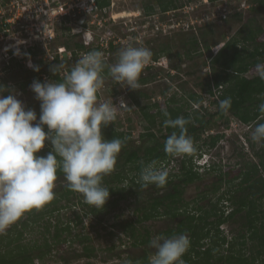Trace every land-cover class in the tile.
Instances as JSON below:
<instances>
[{"label":"rangeland","instance_id":"374dc122","mask_svg":"<svg viewBox=\"0 0 264 264\" xmlns=\"http://www.w3.org/2000/svg\"><path fill=\"white\" fill-rule=\"evenodd\" d=\"M16 1L21 3L19 10H17ZM152 1L154 2V0H110V4L105 6L106 10L97 7L91 12L88 10L78 12L76 9L78 0H0V82L6 81L7 86H10L6 88L18 94L17 98L23 102L25 108L33 109L38 113L40 111V101L35 98V93L31 90L30 85L34 80H38L40 75L35 74V70L29 65L38 66L35 64V60L39 59L48 62L53 59L52 56L55 52L60 56L63 53L60 58H67V55L72 54L73 50H67V53L63 49L60 51L59 48L64 46L63 43L68 42L72 48L74 47L73 42H83L86 47L91 46L92 48L98 45L101 48L100 52L106 58L112 55V57H115V54L118 55L119 51L127 45L145 47L154 53L158 50L159 43L167 41L166 43L171 48L170 55L159 54L157 61L151 59L149 62V64L159 67V71L152 72L144 69L140 75H149L150 72L156 74L155 78L145 85L139 84V88L146 90L149 94L146 98L139 97L140 105L166 100L173 96L176 99H181L180 102L185 103V109L190 111L192 103L189 104L186 101V95L191 90H197L198 93L205 96L202 101L203 111L206 114L213 112L216 104H213L212 101L216 100V95L200 92L195 83L201 80L206 72L210 70L209 50L203 48L201 55L194 52L192 53L194 57L188 58L183 54V48L181 47V43L184 41L183 37L187 32L188 35H190L189 33L199 35V26L210 22L209 25L213 28V34L206 36V38H210L211 41L217 40L212 46V50H216L222 45L223 39L227 40L229 38L230 35H226V31L227 33L229 29L232 32L235 31L238 24L247 21L251 16L255 17L264 27V6L252 10L253 0H176L177 7L174 9L162 12L160 7L155 4L154 10L148 12L146 6ZM27 3L28 6L22 8ZM255 5L257 4L254 3ZM64 9L69 10L70 13L61 15L58 10ZM235 12L241 13V22H238V19L233 16ZM6 18L10 20L5 21ZM52 32L53 36L50 38ZM31 33H38V38L32 39V41L28 40V36L32 37L30 36ZM75 34L77 35L73 37ZM102 41L104 42L103 46L100 44ZM110 41L116 45L115 50L109 51L107 47L109 43L107 45V42ZM29 46L32 49H29ZM41 48L44 49L41 50ZM17 49L19 55L14 54ZM85 52H87L85 48H75L73 54L76 55H71V60L67 61V65L60 60V65H62L60 74L64 76V73L67 72L66 66L76 64L81 58L80 55L83 56ZM112 52L114 53L112 54ZM178 53L181 54V57L177 55ZM10 56L15 58L14 63L17 61L23 67L20 68L13 64ZM173 67L175 69H172ZM168 71L170 72L168 73ZM188 72L194 73L187 74ZM172 74L177 75L173 77ZM103 76L105 77V84L98 92L99 100L101 102L113 101L116 104L123 100L126 103L124 108L118 109L117 119L111 124L125 134H130L131 139H140V133L146 131L147 121L141 117L137 110L131 109L133 102L130 94L135 93L136 90L117 84L108 74H103ZM41 77L42 83L54 82L46 74ZM28 78L30 82L27 84L25 91H22L19 88V82H25ZM162 90H166V92L163 93ZM196 105H199V103H196ZM37 117L39 118V115ZM253 130V126L250 127L248 124L239 122L230 114L215 116L212 129L202 133L199 140L193 141L194 154L172 157L169 161H165V165L157 163L155 166L168 170L169 176L176 179V175L179 174L180 170L177 159L181 156L187 160L189 157H195V154L200 152L201 155L207 153L211 164L215 163L217 165L235 164L237 162H241L240 164L243 165L245 160L256 161L257 157L252 154V148L250 147V143L253 141L251 139ZM152 131L157 135L160 134L156 126L152 127ZM216 133H223L224 137L212 148H208L207 143L203 141L209 138V134ZM171 159H173V162H171ZM193 169L201 177L191 182L189 187H184L182 198L184 202L189 203L185 205L186 208L192 207L197 199L200 200L198 192H202V187L209 184L210 178L213 177L216 180L219 173L217 170H204L195 166ZM205 180H208L207 183L202 185ZM60 182L64 184L66 181L61 179ZM218 184L221 185L219 193H223V190L228 188V184L224 181L218 182ZM57 187H59L58 180L55 182V189ZM77 200L75 198L74 201L76 202L71 201L68 204H65L64 200L60 201L59 204H64L65 207L54 211L49 218L45 216L43 220L34 225L32 230L26 229L23 242L30 244L32 241L42 243L44 237L52 242L50 234L54 230L53 224L57 221L61 222L59 226L70 222L72 227L69 233L67 231L61 233L60 239L65 238L64 247H53L49 253L34 261L33 264H124L128 262L129 249L135 248V250L132 249L134 250L132 253L135 256L137 255L139 250L132 246V239L128 238L121 227L114 225L135 218L134 210L127 206L126 202L121 201L114 208L102 209L98 218L94 213L85 214L88 208ZM218 204L217 206L221 208L225 206L222 201ZM202 207L204 216V210L208 209L209 206L203 204ZM26 214L20 219H24ZM224 214L227 213L224 212ZM76 215L81 217V221L76 222ZM210 219H213V217ZM235 219V221L227 220L219 226L221 236H225L227 242L220 246L223 253L228 249L227 244L232 241L235 243V249L239 247L237 231L241 219L238 216ZM46 220H49L51 224L50 233L45 232L43 222ZM152 220L154 223L145 221L144 224L149 228L151 234H155L154 230H160L161 226L157 228L155 226V224L158 225L159 219L152 218ZM207 227H212V225L209 224ZM214 231V228H212L211 236H215ZM140 232H144L141 226ZM82 236H88L89 240L83 242V240H80ZM215 237L219 238L217 235ZM209 238L211 237L203 240L205 242L204 246L209 244ZM85 243L94 248L92 257H73L75 253L83 250V244ZM111 245L115 246L112 250L108 249ZM59 256H64L68 262L60 259Z\"/></svg>","mask_w":264,"mask_h":264},{"label":"trees","instance_id":"16d2710c","mask_svg":"<svg viewBox=\"0 0 264 264\" xmlns=\"http://www.w3.org/2000/svg\"><path fill=\"white\" fill-rule=\"evenodd\" d=\"M95 1L99 8L110 4V0ZM254 3L257 5L254 6ZM155 4L160 7V11L162 12H167L177 7L176 0H154V2L152 1L146 6L147 11L154 10ZM252 5V10H256L258 9L257 7L264 6V0H253ZM233 16L238 19V22L242 21L241 13L235 12ZM209 24L211 23L199 26V35L193 33H189L190 35H188V32H185L181 47L183 48V54L188 58L194 57L192 54L194 52L201 55L203 48L209 50L210 58L208 62L210 70L206 72L201 80L195 83L200 92L216 95V100L212 101L213 104H216L213 112L206 114L203 111L202 101L205 96L198 93L197 90H191L186 95V101L189 104L192 103L191 110L187 111L185 103L182 104L180 102L181 99H176L173 96L166 100L140 105L139 97L146 98L149 94L146 90L139 88L135 93H131L130 97L133 102L131 109L137 110L141 117L147 121L146 131L140 133L141 138L133 140L130 134H125L112 124L101 129L106 139L119 138L124 142V146L117 158L115 170L103 179L104 186L110 188V197L103 209L105 210L108 207L114 208L122 201L126 202V205L134 210L135 218L114 224L121 227L128 238L132 239L131 244L133 247L150 241V231L144 224L145 221L156 216H166L174 219L177 215L176 206H173L170 202L164 203L163 200L165 198L174 199L173 201H176V198L182 199L180 195L178 196L181 190L179 191L176 185L173 186L175 189L173 193L168 191L164 195L152 196L149 195L150 189L142 187L140 181V174L144 166L153 162L154 164L165 163V161H169L173 157V155L164 151L165 141L173 132L179 134L180 130L166 126L165 120L176 119L178 117L185 118L188 121L186 124V134L193 141L199 140L202 133L212 129L214 118L218 115L225 116L230 114L239 122L248 124L254 128L258 123H264V113L259 111V105L264 103V79H261L257 74V66H264V27L255 17L251 16L247 21L245 20L243 23L238 24L235 31L232 32L228 28L229 32L227 33L226 31V35H230L229 38L227 40L223 39V44L216 49L219 51H216L212 50V46L217 40L211 41L210 38H206V36L213 34V28ZM76 35H73V37ZM166 42L159 43L158 50L152 53L151 59L153 61L158 60L159 54L170 55L171 48ZM63 44L65 50L72 49L73 53H75V48H85L87 52L93 50L100 51L101 49L98 45L93 48L91 46L86 47L83 42H73V48L68 42ZM115 46L110 41L108 45L109 51L113 50ZM29 49H32L31 46H29ZM43 49L41 48V50ZM177 55L181 57L180 53ZM112 56L104 58L106 65L110 66L117 61L118 55ZM71 57L60 58L59 54L55 53L53 59L48 62L42 59L35 60V64L39 66V71H35V74L40 75L38 81L42 82L41 76L46 74L54 82H62L64 76L60 74L61 69L54 72L53 68L60 64V60L64 61L67 65V61ZM10 59L17 67H23L17 61L13 62L15 59L13 56H10ZM75 65L66 66L67 72H70ZM144 69L158 72L160 68L149 64ZM172 69L175 68L173 67ZM152 72L149 75L140 76L139 84L145 85L147 82L153 80L156 74ZM193 73L188 72L187 74ZM103 74H108V67H105ZM176 75L172 74L171 76L174 77ZM29 82V78L25 82L20 81L19 88L25 91ZM0 85L10 87L7 86L6 81L0 82ZM162 92L165 93L166 90H162ZM7 95L8 91H5L4 96ZM227 98H231V106L226 110L221 109L219 102ZM196 103H199V106L193 108ZM165 110L168 113L167 116L165 115ZM39 114L40 111L37 115ZM154 126L158 127L160 131L159 135L152 131V127ZM44 128L47 131V126H44ZM222 137H224L223 133L209 134V138L203 142L207 143L208 148H212ZM256 143L254 141L250 143L252 154L257 157L256 161L250 162L245 160L243 165L240 164L241 162L224 165L212 163L210 164V168L207 169H211L212 171L217 170L219 172L218 182L224 181V183L228 184V188L223 190L219 200L226 199L229 201L232 210L228 216H223V212L219 214L218 209H216L218 208V203L216 202L212 207L204 210V216L198 219H195L192 215H188L187 219L181 218L177 225V231L188 232L190 238V246L182 257L184 264H264V146H261V144L257 145ZM49 151H51V145L46 141L45 147L37 155L46 156ZM179 159L181 161L179 174L176 175L178 178L177 182L186 185L196 179H200V174L193 169L192 157H189L187 160L185 158ZM57 176L59 187L54 188L55 198L39 210L33 209L26 212L27 214L24 219H19L0 236V264H33L34 261L43 258L46 253H49L53 247L59 248L65 246V238L60 239V236L64 231L68 233L71 231L70 222H66L60 226L59 223L61 222L58 221L53 224L54 230L50 234L52 242L46 237L43 238L42 243H36V241H32L30 244L23 242V236L27 228L32 230L34 225L43 220L45 216L49 218L54 211L65 207L64 204H59L62 200L66 202L65 204H68L77 198V201H81L88 208L85 214L94 213L99 218V213L102 209L84 202L83 195L70 190L67 187V182L61 184L60 180H64L61 171L58 170ZM174 182L177 183L173 177L168 176L167 184ZM220 186L218 185L214 188L219 189L221 188ZM146 190H148V193H146ZM176 193L177 195H175ZM202 208V206L199 207V209ZM236 216L241 219V221L239 220L240 224L237 231L239 247L235 249V243L232 241L227 245V251L223 253L220 250V246L227 242L225 236H221L219 226L227 220L235 221ZM211 217L213 219L209 220ZM76 218V222L81 221V217L78 215H76ZM43 224L45 232L50 233L51 224L49 220L44 221ZM209 224L212 227H207ZM140 226L144 229L143 233L140 232ZM212 228L215 230L213 234L219 236V238L211 236ZM207 237H211L209 238L210 242L206 246V249L202 250L203 244L200 240ZM80 240L85 242L89 240V237L82 236ZM114 247V245H111L108 249L112 250ZM93 252L94 248L85 243L83 244V250L75 253L73 257L79 258L85 256L90 258ZM59 258L68 262L64 256H59ZM127 260L128 262L124 264H148L149 257L148 255L135 256L127 254Z\"/></svg>","mask_w":264,"mask_h":264},{"label":"clouds","instance_id":"9594fccd","mask_svg":"<svg viewBox=\"0 0 264 264\" xmlns=\"http://www.w3.org/2000/svg\"><path fill=\"white\" fill-rule=\"evenodd\" d=\"M14 54L19 55V50ZM80 57L71 71L64 73L62 82L34 80L30 85L40 101L39 118L35 110L25 108L17 93L0 85V234L26 212L39 210L55 198L58 170L63 173L67 187L82 194L87 204L103 209L110 197V188L104 186L103 179L115 170L124 142L119 138L106 139L101 129L117 119L118 109L126 103L99 100L98 92L105 84L102 73L108 67V74L117 84L138 90L139 77L149 64L152 52L145 47L127 45L110 66L97 50ZM29 66L39 71L38 66ZM61 68L59 64L53 71ZM257 74L264 79V66H257ZM5 91L10 94L4 96ZM219 103L226 110L231 106V98ZM259 111L264 113V103L259 105ZM165 115H168L166 110ZM187 123L183 117L165 120L166 126L180 130L166 139V153L180 156L195 151L192 138L186 134ZM251 139L264 146V123L255 126ZM46 141L51 151L46 156L37 155ZM195 155L193 166L210 168L207 153ZM168 176V170L157 168L153 162L142 168L140 181L145 188L164 187ZM226 205L229 208V203ZM189 246L186 233L170 237L158 234L149 242L155 251L149 256L148 264H184L182 257Z\"/></svg>","mask_w":264,"mask_h":264},{"label":"flooded vegetation","instance_id":"af4514ba","mask_svg":"<svg viewBox=\"0 0 264 264\" xmlns=\"http://www.w3.org/2000/svg\"><path fill=\"white\" fill-rule=\"evenodd\" d=\"M182 156H181V158H182ZM173 157H177V156H174L173 155ZM180 161L181 160L179 159L178 160L179 164H180ZM171 162H173V159H171ZM161 164L162 165H165V163H161ZM174 181L177 182L178 181V178L174 179ZM207 181L208 180L203 181L202 185H204L205 183H207ZM213 181H217V182H213ZM174 183H168L164 187H157L155 185H149L148 186V188L150 189L149 195H152V196H155V195H164L168 191H171L173 193V192H175V189H174L173 186L176 185L177 186V189H179V191L181 190V193L180 194L178 193V196L180 195L182 197V193L184 194V192H183L184 191V187L185 186L189 187L190 184H191V182L190 183H187L186 185H184L183 183H179V182H177L175 184ZM208 183H209L208 185H205V186L202 187V190H201L202 192H200V191L198 192L199 193L198 196H199L200 200L197 199L196 201H194L195 204L192 205V207L186 208L185 205L186 204L188 205L189 203L187 201L184 202L183 198L180 200L179 198H176L177 197L176 196L175 197L177 199V200L175 199L176 201H173L174 199L172 200L170 198H168V199L165 198L163 200L164 203H167V202L169 203L170 202L173 206H176L177 215L175 216L174 219L169 218V217H166V216H156V217H154V218L159 219L158 220V222H159L158 225L155 224L156 228L159 227V226H161V229L160 230H156L155 229L154 230L155 231V234H151L150 233V240L154 236H156L158 234H163L165 236H169L170 237V236H172L174 234H179V233L183 232V231H181V232H178L177 231L178 222L181 220V218L187 219L188 218V215H192L195 219H198L199 217L203 216V215H201L203 208L202 209H199V207L200 206H203V204H207L209 207H212L216 202L219 203V202L222 201L225 204V206H222L223 209L220 206H219L220 208L218 207L219 214H220V212H223V213L226 212L227 214H224V216L225 215L228 216L230 214L231 210H232V206H231V203L229 201H227L226 199L225 200L224 199H220L219 200V197L222 195V193H219L220 188L219 189H215L214 188L215 186H218L219 185L218 184V179L215 180L212 177V178L209 179V182ZM146 191H147L146 193H148V190H146ZM208 193H209V195L207 196ZM175 195H177V193ZM226 202L229 203V205H230L229 208L226 205ZM198 203H200V204H198ZM147 221H149V222L152 221L153 222L152 219H149ZM183 233H186L189 236V233L188 232L185 231ZM205 239L206 238H203V239L200 240V242L203 244L202 250L203 249H206V246H204L205 245V242L203 241ZM149 242L148 243H145V244H141V245L135 246L136 247V250H139V252H137V255H148V257H149L150 255L154 254V251L155 250L154 249H151L149 247ZM132 249L135 250V248L129 249V253L130 254H133L132 252L134 250H132Z\"/></svg>","mask_w":264,"mask_h":264},{"label":"built area","instance_id":"2783aa9c","mask_svg":"<svg viewBox=\"0 0 264 264\" xmlns=\"http://www.w3.org/2000/svg\"><path fill=\"white\" fill-rule=\"evenodd\" d=\"M16 3V5L18 6V8H17V10H19L20 9V6H21V3H19L18 1H16L15 2ZM111 3H112V1H111ZM6 4H7V2H6ZM23 5V4H22ZM28 6V3L27 4H25V5H23L22 6V8L24 7V8H26ZM76 9H77V11L78 12H82V11H86V10H88V11H93L94 9H97V5H96V1L95 0H78V4H76ZM61 8V7H60ZM105 10H106V8L105 7H103ZM61 9H63V8H61ZM54 11H56V10H54ZM59 11V13L62 15H66V14H68V13H70V11L69 10H67V9H64V10H58ZM19 12V11H18ZM17 12V13H18ZM10 19H8V18H6L5 19V21H9ZM30 36H32V37H27L28 38V40H31L32 41V39H37L38 38V33H31L30 34ZM53 36V32L51 33V35L49 36L50 38ZM27 38L25 39V41L27 40ZM108 43L109 42H107V45H108ZM102 46L104 45V42L102 41L101 43H100ZM108 47V46H107ZM59 49H61V48H59ZM62 50V49H61ZM86 53H88V52H85L84 54H86ZM83 54V55H84ZM7 55V54H6ZM70 55V54H69ZM53 57V56H52Z\"/></svg>","mask_w":264,"mask_h":264}]
</instances>
